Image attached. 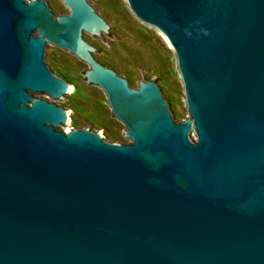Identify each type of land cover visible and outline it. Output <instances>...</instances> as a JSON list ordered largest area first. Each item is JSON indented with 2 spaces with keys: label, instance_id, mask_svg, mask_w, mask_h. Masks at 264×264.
I'll use <instances>...</instances> for the list:
<instances>
[{
  "label": "water",
  "instance_id": "obj_1",
  "mask_svg": "<svg viewBox=\"0 0 264 264\" xmlns=\"http://www.w3.org/2000/svg\"><path fill=\"white\" fill-rule=\"evenodd\" d=\"M0 0V264H264V0H125L173 51L188 116L103 65L93 0ZM52 46L123 142L71 127Z\"/></svg>",
  "mask_w": 264,
  "mask_h": 264
},
{
  "label": "rangeland",
  "instance_id": "obj_2",
  "mask_svg": "<svg viewBox=\"0 0 264 264\" xmlns=\"http://www.w3.org/2000/svg\"><path fill=\"white\" fill-rule=\"evenodd\" d=\"M55 9L68 12L61 0H50ZM118 27L109 43L89 37L103 50V65L132 78L134 85L155 79L175 100L181 120L187 118L183 84L173 51L154 27L144 25L128 8L125 0H93ZM52 67L71 81L73 99L62 104L73 111L71 127H95L109 141L123 142L124 125L116 119L102 90L86 83L87 64L52 46Z\"/></svg>",
  "mask_w": 264,
  "mask_h": 264
}]
</instances>
